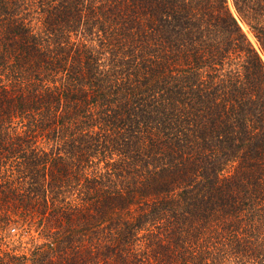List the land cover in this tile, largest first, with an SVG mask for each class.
Masks as SVG:
<instances>
[{
	"label": "trees",
	"instance_id": "obj_1",
	"mask_svg": "<svg viewBox=\"0 0 264 264\" xmlns=\"http://www.w3.org/2000/svg\"><path fill=\"white\" fill-rule=\"evenodd\" d=\"M0 264H264V0H0Z\"/></svg>",
	"mask_w": 264,
	"mask_h": 264
},
{
	"label": "rangeland",
	"instance_id": "obj_2",
	"mask_svg": "<svg viewBox=\"0 0 264 264\" xmlns=\"http://www.w3.org/2000/svg\"><path fill=\"white\" fill-rule=\"evenodd\" d=\"M230 2V1H229ZM245 32H248V31H245ZM255 40V39H254ZM255 45H256V48L258 49V46H257V43L255 41ZM10 228V227H9ZM13 226L11 227V229L8 231V234L10 235V239H13V240H16L17 239V233L18 231L12 229ZM19 251H22V250H19Z\"/></svg>",
	"mask_w": 264,
	"mask_h": 264
}]
</instances>
